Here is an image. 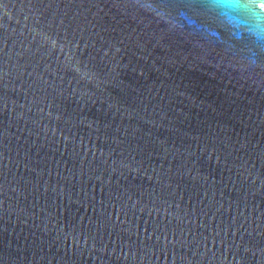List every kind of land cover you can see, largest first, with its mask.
I'll return each instance as SVG.
<instances>
[{"label":"water","instance_id":"95a60500","mask_svg":"<svg viewBox=\"0 0 264 264\" xmlns=\"http://www.w3.org/2000/svg\"><path fill=\"white\" fill-rule=\"evenodd\" d=\"M0 264H264V0H0Z\"/></svg>","mask_w":264,"mask_h":264}]
</instances>
